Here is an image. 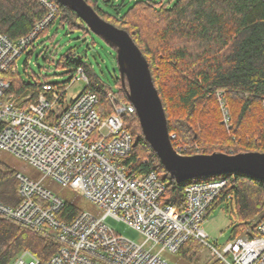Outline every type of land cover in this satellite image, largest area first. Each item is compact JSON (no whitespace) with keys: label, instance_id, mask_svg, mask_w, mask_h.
<instances>
[{"label":"trees","instance_id":"1","mask_svg":"<svg viewBox=\"0 0 264 264\" xmlns=\"http://www.w3.org/2000/svg\"><path fill=\"white\" fill-rule=\"evenodd\" d=\"M52 1L58 6L55 21H60L61 26L90 32L74 11L57 0ZM86 1L104 20L129 32L143 52L164 104L170 135L175 136L173 146L181 148L182 155L264 153V0ZM47 14L40 0H0V34L18 40ZM61 63L70 67L71 72L78 68L85 73L91 71L86 89L99 96L103 118L114 112L109 92H115L121 102L129 103L119 77H116L119 89L115 91L93 72L84 58L76 60L66 55ZM5 76L12 85L9 92L16 96L32 93L35 97L41 83L47 81L33 77V82L27 83L19 72ZM218 94L229 110V127ZM124 128L134 140L127 163L143 173L155 171L166 186L161 203L182 211L186 186L195 180L178 184L171 179L145 140L136 114L124 115ZM17 173L0 159L1 203L19 204ZM219 179H228L229 184L214 208L227 203L228 212L234 216L231 240L249 228L253 231L249 236L253 237L264 221V181L244 174L213 176L201 181ZM232 202L235 210L229 211ZM79 210L75 203L66 200L63 219L70 222ZM24 249L46 261L57 246L51 237L0 217V264H11ZM204 249L197 240H190L179 255L192 261ZM217 264L223 263L217 260Z\"/></svg>","mask_w":264,"mask_h":264},{"label":"built area","instance_id":"2","mask_svg":"<svg viewBox=\"0 0 264 264\" xmlns=\"http://www.w3.org/2000/svg\"><path fill=\"white\" fill-rule=\"evenodd\" d=\"M40 2L48 14L28 35L12 40L0 34V149L38 169L44 178H52L103 214L97 216L77 205L79 212L68 222L62 216L66 200L44 188L42 181L18 172L19 204L0 202V217L51 237L57 250L43 261L25 249L11 264H171L164 254H179L190 240L200 242L223 264H264V221L253 237L232 239L221 251L209 242L203 223L227 188V179L188 184L182 211L161 203L166 186L160 176L155 171L140 172L127 163L134 140L124 128V115L136 114L135 107L121 102L111 91L108 97L114 112L103 118L99 96L91 89L85 88L67 100L69 88L80 77L89 85L83 68H78L66 84L43 81L35 97L32 93L16 96L9 92L12 85L5 74L18 72L19 57L58 14L54 1ZM218 96L229 127V110L221 94ZM176 150L182 154L181 148ZM108 219L125 223L143 241L122 237L107 224Z\"/></svg>","mask_w":264,"mask_h":264},{"label":"rangeland","instance_id":"3","mask_svg":"<svg viewBox=\"0 0 264 264\" xmlns=\"http://www.w3.org/2000/svg\"><path fill=\"white\" fill-rule=\"evenodd\" d=\"M127 2H130V0H127ZM66 55H71L76 60L84 58L86 62L91 64L93 72L104 83L113 90L118 91L116 77L120 78V73L116 51L92 32L74 31L68 25L64 28L58 20L19 57L16 67L21 78L27 83H32L33 77H36V79L41 78L52 83L66 84L74 74V72H71L70 67L61 63V60ZM85 74L88 78L89 74L91 75V71L87 70ZM86 86V81L80 77L69 88L67 100H71L74 95L83 91ZM0 159L18 172H23L32 180L37 182L42 181L44 188L83 207L85 211H89L97 216L103 214V211L99 210L96 206L83 200L76 193L63 187L52 178H44L45 175L41 171L18 159L12 153L0 149ZM228 209L229 211L235 210L234 202L231 203ZM234 221V216L227 210V203L214 208L204 221L203 228L209 236V242L218 250L221 251L222 247L231 240L232 224ZM107 224L128 240L136 243L143 241L142 236L125 223L108 219ZM252 233V228H249L242 236H249ZM164 257L171 264H217V259L207 249L202 250L196 259L192 261H186L179 254L168 252L164 254Z\"/></svg>","mask_w":264,"mask_h":264},{"label":"water","instance_id":"4","mask_svg":"<svg viewBox=\"0 0 264 264\" xmlns=\"http://www.w3.org/2000/svg\"><path fill=\"white\" fill-rule=\"evenodd\" d=\"M85 22L87 28L117 53L120 79L135 107L142 134L178 184L193 179L244 174L264 181V153L185 156L174 148L164 104L155 86L150 65L129 32L104 20L86 0H57Z\"/></svg>","mask_w":264,"mask_h":264},{"label":"bare ground","instance_id":"5","mask_svg":"<svg viewBox=\"0 0 264 264\" xmlns=\"http://www.w3.org/2000/svg\"><path fill=\"white\" fill-rule=\"evenodd\" d=\"M55 20H56V18L51 22V24H53V23L55 22ZM51 24H50V25H51ZM50 25H49V26H50ZM49 26H48V27H49ZM48 27H47V28H48ZM47 28H46V29H47ZM43 32H44V31H43ZM43 32H42V33H43ZM42 33H41V34H42ZM40 36H41V35H40ZM193 180H195L194 183H195V182H198V181L201 182L200 179H193ZM193 180H191V181H193ZM227 180H228V179H227ZM245 236H246V235H245ZM240 237H243V236H240ZM240 237H238V238H240ZM236 239H237V238H236ZM206 249H207V248H206ZM207 250H209V249H207ZM209 251H210V250H209ZM210 252H211V251H210Z\"/></svg>","mask_w":264,"mask_h":264}]
</instances>
